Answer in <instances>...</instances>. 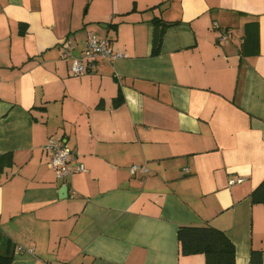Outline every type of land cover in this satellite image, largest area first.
<instances>
[{
    "label": "crops",
    "instance_id": "crops-1",
    "mask_svg": "<svg viewBox=\"0 0 264 264\" xmlns=\"http://www.w3.org/2000/svg\"><path fill=\"white\" fill-rule=\"evenodd\" d=\"M87 32L120 55L74 75ZM50 136L83 171L57 177ZM5 153L9 264H205L180 253L181 224L223 230L234 264H264V0H0Z\"/></svg>",
    "mask_w": 264,
    "mask_h": 264
},
{
    "label": "trees",
    "instance_id": "trees-1",
    "mask_svg": "<svg viewBox=\"0 0 264 264\" xmlns=\"http://www.w3.org/2000/svg\"><path fill=\"white\" fill-rule=\"evenodd\" d=\"M157 22V21H156ZM162 29L154 26L153 53L158 52ZM115 103L120 101L116 98ZM12 163L10 153L0 155V169ZM254 201L264 199V181L252 192ZM179 251L182 255L201 253L205 264H234V245L226 233L214 226L204 224H181L176 231ZM14 242L0 229V264H9L14 257Z\"/></svg>",
    "mask_w": 264,
    "mask_h": 264
},
{
    "label": "built area",
    "instance_id": "built-area-1",
    "mask_svg": "<svg viewBox=\"0 0 264 264\" xmlns=\"http://www.w3.org/2000/svg\"><path fill=\"white\" fill-rule=\"evenodd\" d=\"M216 24V22H214ZM228 37L226 31H222L219 36L220 40ZM64 56H68L69 52L64 51ZM120 54L114 53L110 47V41L107 37H99L92 32H87L83 54L79 57H73L70 64V71L74 75H80L94 65L97 59L111 58ZM44 148L50 153V165L55 169L59 178H65L75 171H83L84 165L76 160V153L69 148L62 138L50 136L44 145ZM131 173L138 171L147 172V168L143 165L132 164L129 167ZM242 177L232 178L229 183L242 181Z\"/></svg>",
    "mask_w": 264,
    "mask_h": 264
},
{
    "label": "water",
    "instance_id": "water-1",
    "mask_svg": "<svg viewBox=\"0 0 264 264\" xmlns=\"http://www.w3.org/2000/svg\"><path fill=\"white\" fill-rule=\"evenodd\" d=\"M61 191L67 193V191H68V187H67L66 184L62 187Z\"/></svg>",
    "mask_w": 264,
    "mask_h": 264
}]
</instances>
